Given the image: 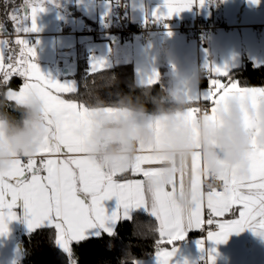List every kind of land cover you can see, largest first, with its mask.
Wrapping results in <instances>:
<instances>
[{"label":"crops","instance_id":"crops-1","mask_svg":"<svg viewBox=\"0 0 264 264\" xmlns=\"http://www.w3.org/2000/svg\"><path fill=\"white\" fill-rule=\"evenodd\" d=\"M21 1V8H14L6 15L9 18L13 11L26 14L25 27L30 29L31 9L33 6L43 9L37 12L35 18L38 30H29L26 34H20V38L34 49L32 62L37 64L45 77L75 88L70 99L86 108L94 121L88 138V156L99 167L105 171L130 169L139 164L145 154L144 150H151L150 157L162 161L150 169L159 173L154 187L163 188L178 173L187 172L191 159L197 153L203 161V177L214 168L219 177L230 170L237 177L245 176L239 174L240 165L228 158L232 149L233 112L235 110L238 113V125L247 134L248 149L244 158L248 169L252 140L255 139L257 145L264 147V103L256 108L250 102H241L238 97H234L227 104H222L216 112L219 123L213 122L210 115L203 114L199 117L193 110L198 106L208 105L203 97L209 89L210 79L225 80L246 59L255 66L264 65V0H188L185 10L172 14L168 19L155 16L157 10L161 16L167 14L165 0H130L128 15L132 22L155 19L169 28L151 35L144 42L137 38L127 42L92 38L84 34L59 33L62 20L74 22L80 27L84 21L100 22L104 16L112 15L114 0ZM1 12L3 8H0ZM196 15L221 21L230 28L219 29L207 38L205 45H198L187 40L186 35L176 29L180 20L187 19L191 22ZM9 24L10 30L0 26L4 34H12V24ZM257 29L261 31L260 36L256 35ZM11 38L14 40L16 36L13 34ZM33 39L35 44L32 43ZM118 64L132 65L138 85H154L166 79L168 97L182 107L169 112L144 113L129 107H89L76 97L75 93L80 87L76 77L79 69L96 72ZM216 68L224 70L226 76L217 77L214 73ZM206 72H211V76H204ZM238 84L242 90L258 91L252 86ZM19 96V93L10 89L6 91L9 100L31 108L30 101L33 97L21 100L18 99ZM248 120L259 121L255 132L249 128ZM31 132L37 134L34 139L39 146L40 139L45 134L42 107L39 118L23 132L8 133L5 123L0 120V157L9 158L0 159V163L7 165V168H0V171H7L14 160L35 153L21 155L17 150L22 138ZM135 139L140 140V147L133 151L130 145ZM101 147L106 152L104 161H110L108 166L100 162L97 150ZM189 183L186 177L184 193L177 197L185 208L191 206L193 199ZM104 203L109 212L117 206L115 198ZM15 212L16 218L6 219V228L0 232V264H20V244L24 233L42 228L55 230L48 222L30 229L22 200L18 201ZM135 212L149 214L143 209H137L131 215ZM218 230L219 228L186 230L183 239L165 246L170 251L174 250L170 264H264V235L245 228L229 233L220 242L207 238L208 231ZM57 246L62 249L59 244ZM156 252L148 259L137 260L135 264H157Z\"/></svg>","mask_w":264,"mask_h":264},{"label":"snow or ice","instance_id":"snow-or-ice-1","mask_svg":"<svg viewBox=\"0 0 264 264\" xmlns=\"http://www.w3.org/2000/svg\"><path fill=\"white\" fill-rule=\"evenodd\" d=\"M165 7L166 15L161 16L157 10L155 16L168 19L185 10L188 0H165ZM38 11L43 9H31L30 29L25 27L26 14L13 11L9 15L12 34H0L6 37L0 38V83L19 93L18 99L37 98L45 122V134L35 153L14 160L7 171H0V232L6 228V219L16 218L15 209L22 200L29 228L44 222L53 225L57 244L69 255L73 254V244L103 235L116 236L122 222L132 223L131 214L137 209L145 210L158 222L161 247L156 252L157 264H170L174 250L165 246L183 239L188 229L218 225V231L207 232V238L217 242L245 228L264 235V147L257 145L255 139L247 174L237 177L230 170L219 177V187L207 193L203 191V161L198 153L191 159L188 171L178 173L163 188L153 186L159 173L150 169L162 161L152 159L151 150H144L139 164L125 170L105 171L90 159L88 138L94 126L90 113L70 99L75 92L73 86L41 73L32 62L34 49L20 38V34L38 30ZM214 73L217 77L226 76L220 68ZM14 78L22 81L16 88L10 86ZM252 87L258 91L242 90L237 82L210 79L203 99L210 105L211 120L219 123L216 112L234 97L259 108L264 103V86ZM247 124L255 132L259 121L248 120ZM136 176L142 178H131ZM186 177L193 193L192 204L187 208L177 198L184 193ZM112 198L117 206L109 212L104 202Z\"/></svg>","mask_w":264,"mask_h":264},{"label":"trees","instance_id":"trees-1","mask_svg":"<svg viewBox=\"0 0 264 264\" xmlns=\"http://www.w3.org/2000/svg\"><path fill=\"white\" fill-rule=\"evenodd\" d=\"M21 3V0H0V8H3L0 26H5V30H10L6 14L21 8ZM76 77L80 87L75 95L89 107H129L144 113L169 112L182 107L168 97L166 79L154 85H138L131 64H118L96 72L81 68ZM225 80L264 86V65L255 66L246 59ZM21 83L20 78H14L10 86L16 88ZM7 90L0 83V120L10 134L26 131L34 121L29 116L30 108L9 100ZM132 217V223L124 221L118 226L114 237L103 235L99 239L73 244L72 255L57 246L53 228L24 233L20 264H135L137 260L148 259L161 247L158 223L144 212H135Z\"/></svg>","mask_w":264,"mask_h":264},{"label":"built area","instance_id":"built-area-1","mask_svg":"<svg viewBox=\"0 0 264 264\" xmlns=\"http://www.w3.org/2000/svg\"><path fill=\"white\" fill-rule=\"evenodd\" d=\"M129 1L130 0H114V11L110 16H104L100 22L90 23L84 21L80 27L74 22L60 21V34H84L92 38H100L103 40H121L131 41L135 38L140 41H146L151 35L169 29L168 26L159 20L150 19L140 22H132L129 18ZM221 28H230L221 21L208 20L200 15H196L194 19L189 22L187 19H182L178 22L176 29L186 35V39L193 41L198 45H205L207 38L215 34ZM0 34H4L0 31ZM261 31L257 29L256 35L260 36ZM9 35V34H6ZM35 44V39L32 40ZM204 76H211V72H206ZM202 76V75H201ZM210 105H201L193 110L197 116L203 114L210 115ZM131 148L137 150L140 147V140L135 139L131 142ZM99 159L104 161L106 159V152L101 147L97 150ZM213 170L205 173L203 179V189L209 191L210 189L219 187V176H213ZM218 225H213L210 229H218Z\"/></svg>","mask_w":264,"mask_h":264},{"label":"clouds","instance_id":"clouds-1","mask_svg":"<svg viewBox=\"0 0 264 264\" xmlns=\"http://www.w3.org/2000/svg\"><path fill=\"white\" fill-rule=\"evenodd\" d=\"M30 104H31V108L29 111V116L35 120L40 116L41 103L37 98L33 97L32 100L30 101ZM232 125H233V137L231 142L232 149L228 158L231 162L240 165L238 171L239 174L243 176L246 175L248 171L247 162L244 158V153L248 149V138H247V134L238 125V113H236L235 110L233 112ZM36 135L37 134L35 132H31L22 138V141L17 149L21 155H28L35 152L38 146V142H36L34 139ZM0 159H9V158L0 157ZM100 162L104 164V166H108V164L110 163V161H100ZM0 168H7V165L0 163ZM212 174L213 176H216L218 175V171L214 168Z\"/></svg>","mask_w":264,"mask_h":264}]
</instances>
